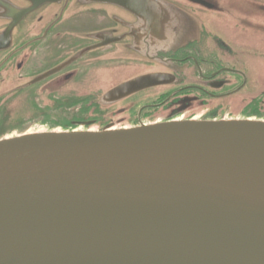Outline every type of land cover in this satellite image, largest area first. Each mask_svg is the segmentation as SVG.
<instances>
[{"label":"water","instance_id":"95a60500","mask_svg":"<svg viewBox=\"0 0 264 264\" xmlns=\"http://www.w3.org/2000/svg\"><path fill=\"white\" fill-rule=\"evenodd\" d=\"M59 1L29 0L20 8L3 0L0 22L11 20L8 9L16 15L13 27L37 6ZM76 1L132 13L130 48L146 57L195 33V18L167 0ZM11 29L0 33L6 46ZM164 79L140 75L108 94ZM0 264H264V121H169L0 138Z\"/></svg>","mask_w":264,"mask_h":264},{"label":"flooded vegetation","instance_id":"af4514ba","mask_svg":"<svg viewBox=\"0 0 264 264\" xmlns=\"http://www.w3.org/2000/svg\"><path fill=\"white\" fill-rule=\"evenodd\" d=\"M4 1L20 8L30 5L29 0ZM167 1L195 18V33L182 45L155 49L148 57L130 48L136 18L118 6L61 0L37 6L13 27L16 15L8 9L11 20L0 22V33L12 28L7 46L0 41V125L6 119L2 108L13 99V105L21 101L25 107L41 108L36 119L45 130L118 129L191 119L264 120V0H209L212 7ZM149 73H162L165 79L130 94H108L120 83ZM5 132L0 126V136Z\"/></svg>","mask_w":264,"mask_h":264},{"label":"rangeland","instance_id":"374dc122","mask_svg":"<svg viewBox=\"0 0 264 264\" xmlns=\"http://www.w3.org/2000/svg\"><path fill=\"white\" fill-rule=\"evenodd\" d=\"M65 94L71 95L72 93H65ZM15 100L16 99H13L11 102H7L5 106L2 108L4 110L6 119H3L4 123H2L0 126L2 127L3 131L6 130V132L0 137H4L7 135L11 136L9 134H6L11 130H13L14 133H21L31 128L39 129L44 127L42 125L43 121L40 122V119H36L39 117L41 108L33 109L32 107L29 106L25 107V105L22 104L21 101L16 102L13 105ZM45 110L49 111L50 108H47ZM31 131L32 130L28 132Z\"/></svg>","mask_w":264,"mask_h":264}]
</instances>
